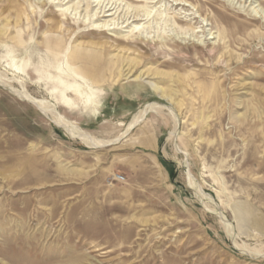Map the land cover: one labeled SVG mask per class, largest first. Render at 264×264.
Returning <instances> with one entry per match:
<instances>
[{
	"label": "rangeland",
	"instance_id": "rangeland-1",
	"mask_svg": "<svg viewBox=\"0 0 264 264\" xmlns=\"http://www.w3.org/2000/svg\"><path fill=\"white\" fill-rule=\"evenodd\" d=\"M102 1L0 0V264H264V0ZM76 46L100 92L57 110L96 147L10 90L50 99Z\"/></svg>",
	"mask_w": 264,
	"mask_h": 264
},
{
	"label": "bare ground",
	"instance_id": "bare-ground-1",
	"mask_svg": "<svg viewBox=\"0 0 264 264\" xmlns=\"http://www.w3.org/2000/svg\"><path fill=\"white\" fill-rule=\"evenodd\" d=\"M172 1H174L172 4L180 5L181 3H183V5H182L183 7L189 6L188 3L186 4L187 0H183V1L172 0ZM224 1L230 2L229 4H231V2L233 3V1H231V0H224ZM246 1L247 0H245V2ZM100 2H102L101 4H103L102 0H99V3ZM153 2H155V4L159 3L160 7L164 6V8L161 11H159L157 14L158 16L160 15V18L164 17L163 14L166 12L171 14L170 12H168L166 10V7H165L166 4L169 3V0H150V3H153ZM254 2H256V0H250V5H252V3L254 4ZM255 7L256 6H254L253 9H255ZM188 10L190 11V9H187V11ZM111 11H112L111 8L110 7L107 8V4H106L104 6L103 10L100 12H103L102 16H108V15L110 16L113 14ZM254 12H255V15L261 13L260 11H257V9ZM114 13H116V11H114ZM149 13H150V11H144L143 14L148 15ZM137 15H140V14L139 13H136V15L133 14V17L135 18L134 20H136ZM164 15H166V14H164ZM172 15H173L172 18L174 20H179L181 22L183 21L185 24H187L191 28V30L193 32H198V31H194V29L198 26V25L195 26V24L199 23L197 20H195L196 16L194 13L188 12L184 15H180V13L178 15L176 13H172ZM259 16L264 18V15H262V14H259ZM164 19H165V17H164ZM253 21H255V19H253ZM99 24H102L101 26L104 27L107 24V21H105L104 23H99ZM141 26H142V23H135L132 26V28H133L132 30H134V28L139 30V28ZM214 33H216V32L214 31ZM220 36H222L221 33H217L214 36V38L218 37L220 39ZM47 43H49V42H47ZM49 45H51V48H57L59 46V42L55 41ZM218 46H219V44L218 45L214 44V49H216ZM84 53H85L84 49H82L80 46L74 47V49H72L66 55L65 66L57 65L54 67V69H55L54 74H50L48 72L42 73L40 70L36 69L35 74H37V78H38L37 81L41 82V79L43 81H45L43 78L46 77L45 79L47 82H45V83L49 82V84H51L50 87L47 88V93H48L50 99H44V98L36 97V96L32 95L30 92H28L27 88H25L23 86L21 87V89L18 88L19 90H16L13 87H10V90L13 91V93L14 92L17 93V95L22 100L27 101L30 104H32L43 115H46L47 117H49V119H51L52 122H54L56 125L62 127L69 134V136L79 139L81 142H83L85 145H87L89 147H96V146L100 145V140H97L96 137L94 138V136H91L89 134V132L87 133V131H85V129L82 130L76 124L71 122L66 115L62 114L59 110H57V107H59V106L67 107V108L73 107V99L68 96V94H67L68 92L72 93L73 95H75L79 99H84L85 102L93 100L96 93L100 92L93 85L94 84L93 81H91L88 77H86L85 75L82 74V70L80 69V67L74 66L75 62H73L72 60L76 61L77 58H82ZM89 55H92V53H89ZM23 60L24 59H21V62H22L21 65L24 67ZM120 76H122V77L124 76L125 79L132 80V81L133 80L134 81H145V79H148L150 77L148 75V73H147V75L145 72H141V71L136 73V71H133L131 69H128L125 74L124 73L122 74L120 72ZM150 79H151V77H150ZM7 81L8 80H6V82ZM0 82H1V79H0ZM146 83H148L155 91H157L159 93L160 98L170 100V95L168 94L169 89H167V88L164 89V87L162 85L159 86L156 82L151 81L149 79L146 81ZM3 86H6V85L4 84ZM160 103H158V102H151L150 103L149 102L148 104L146 103V105L144 107L140 108L139 110L137 109V111L135 113H133V115L131 116V119H129L130 121L127 123L125 129L123 128L124 130L119 134V136L117 138L116 137L115 138L119 139V138L123 137L126 133H128L130 131V129H132L134 126L138 125L141 121H143L146 117V114L149 111H151V110L155 111V109L157 107H160L161 109H162V107L165 108V106L160 104ZM166 108H169V107H166ZM170 110H171V108L168 109V111H170ZM156 111H157V109H156ZM171 113H172V111H170V114ZM175 115L176 114H174V116ZM174 123H177V122H175V120H174ZM174 134H175V129H173V131L170 132L171 138L174 136ZM110 139H112V138H110ZM108 141H106V142H108ZM105 144H107V143H105ZM188 177L190 180H192L190 174H188Z\"/></svg>",
	"mask_w": 264,
	"mask_h": 264
}]
</instances>
